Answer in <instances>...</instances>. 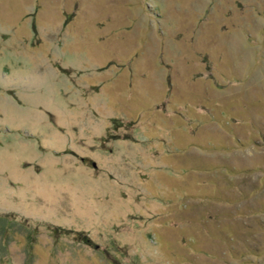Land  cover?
I'll return each mask as SVG.
<instances>
[{
	"label": "rangeland",
	"instance_id": "rangeland-1",
	"mask_svg": "<svg viewBox=\"0 0 264 264\" xmlns=\"http://www.w3.org/2000/svg\"><path fill=\"white\" fill-rule=\"evenodd\" d=\"M0 219V264H264V0H0Z\"/></svg>",
	"mask_w": 264,
	"mask_h": 264
},
{
	"label": "trees",
	"instance_id": "trees-1",
	"mask_svg": "<svg viewBox=\"0 0 264 264\" xmlns=\"http://www.w3.org/2000/svg\"><path fill=\"white\" fill-rule=\"evenodd\" d=\"M4 220L0 219V239H4L5 241V238H4V232H5V229L3 228L4 227ZM3 243V242H2Z\"/></svg>",
	"mask_w": 264,
	"mask_h": 264
}]
</instances>
